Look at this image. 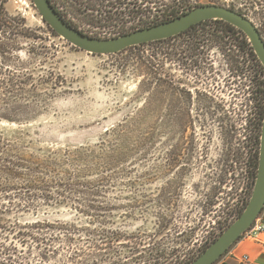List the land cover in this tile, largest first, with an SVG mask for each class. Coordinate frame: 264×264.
I'll list each match as a JSON object with an SVG mask.
<instances>
[{
  "label": "rangeland",
  "instance_id": "obj_1",
  "mask_svg": "<svg viewBox=\"0 0 264 264\" xmlns=\"http://www.w3.org/2000/svg\"><path fill=\"white\" fill-rule=\"evenodd\" d=\"M50 1L69 25L99 39L139 27H123L116 11L121 0H54L58 8ZM232 3L243 9L251 0H188L187 8ZM5 9L23 18L34 37L21 41L13 63L0 65V135L12 143L9 151L26 158L98 151L106 130L125 122L147 126L150 136L123 148L117 185L102 193L103 205L115 208L103 226L76 206L15 208L23 203L0 195V245L9 248L0 252V264H76L72 250H87L92 240L80 233L69 242L63 226L119 232L118 243L102 251L106 262L187 264L198 258L242 214L257 176L264 103L256 92L264 75L242 37L208 22L173 42L93 55L46 32L31 0H5ZM246 18L264 40V4ZM137 55L154 56L151 70L143 71ZM205 55L219 65V88L196 68ZM5 71L31 76L33 91L10 100ZM147 105L150 114L137 119ZM7 115L15 121L3 119ZM93 258L77 261L93 264Z\"/></svg>",
  "mask_w": 264,
  "mask_h": 264
},
{
  "label": "trees",
  "instance_id": "obj_2",
  "mask_svg": "<svg viewBox=\"0 0 264 264\" xmlns=\"http://www.w3.org/2000/svg\"><path fill=\"white\" fill-rule=\"evenodd\" d=\"M187 4L188 0H165V2L162 0H121L116 11L123 27L133 22L139 25L136 28L137 30L170 21L187 13L191 10L187 8ZM263 4L264 0H251V5L245 6L246 8L236 9V5L233 3L229 8L246 17V12L253 10L255 6H262ZM157 12H161L160 19L155 14ZM208 22L220 23L227 32L232 31L239 34L242 37L244 47H248L249 53L256 59L260 71L264 75V68L254 54L244 33L224 21L208 20L201 22L175 36V38L188 35ZM43 23L46 25V32L51 36L57 37L55 32L45 22ZM75 29L77 30V28ZM78 31L86 36L98 38L84 33L82 30ZM133 31L135 30L127 33ZM32 35L30 29L26 26V21L19 16L8 14L5 9V0H0V65L6 67L13 63V59L16 58L15 54L20 50L21 41L34 39ZM169 39L139 46L164 43ZM136 47L127 48L122 52ZM153 58V55L136 56L143 71L147 72L153 67ZM3 75L6 77V81L3 82L5 86L3 90L10 100H19L22 95H27L33 91L28 89V86H33L31 84V76L23 78L12 71H5ZM256 93L260 95L264 103V86H259ZM149 109L148 105L140 109L136 118L139 120L146 118L150 114ZM261 117V121H263L264 112H262ZM3 119L9 122L15 121V118L10 115L4 116ZM149 136L150 131L147 126L139 127L125 122L106 130V139L100 142L98 151H93L90 148H79L72 151L66 150L62 155L50 153L46 158H38L32 155L26 158L20 154L17 155L18 153L13 154L14 152L9 151L12 148V143L4 140L0 135V195H7L3 197L10 202L18 201L23 203V205L20 203V206H14L15 208L23 207L29 209L30 207H37V205L76 206L74 208L82 209V213L85 215L91 212L93 221L99 226H103L107 223L108 217L111 216L110 214L107 215L106 212L110 211L111 213L115 208H113L114 206L105 207L103 205L102 193L105 192V187H116L117 185L115 183L117 175L115 171L118 168L119 159L126 151V149L122 151L123 148H127L129 144L133 145L140 140L147 139ZM130 152L132 153V150H129ZM257 166L258 162L256 163V170ZM3 197L0 196V200ZM2 216L3 212L0 210V222L2 221ZM69 228L65 229L63 226L60 229V233L69 242L73 240L75 235L80 233L92 240V244L89 245L90 248H87V250L76 248L72 250L70 259L74 260V263L80 264L81 262L77 261V259L85 256L94 257L93 260L95 261H92L93 264H98L96 262L97 258H100L101 264H121L119 260L106 262L103 260L105 254H102L103 250H111L112 245L118 243L121 237L119 232L101 228L94 230H80L75 229L73 226ZM2 250L8 251L9 248L0 245V252ZM193 261L190 260L187 264ZM85 262L87 261H84L83 264Z\"/></svg>",
  "mask_w": 264,
  "mask_h": 264
},
{
  "label": "water",
  "instance_id": "obj_3",
  "mask_svg": "<svg viewBox=\"0 0 264 264\" xmlns=\"http://www.w3.org/2000/svg\"><path fill=\"white\" fill-rule=\"evenodd\" d=\"M43 22L70 45L93 55H113L127 48L166 40L208 20H221L244 33L264 68V40L255 25L244 15L216 4L197 6L170 21L111 39L92 38L69 25L49 0H31ZM264 205V118L262 121L257 176L251 198L239 216L198 258L190 264H214L250 228Z\"/></svg>",
  "mask_w": 264,
  "mask_h": 264
},
{
  "label": "built area",
  "instance_id": "obj_4",
  "mask_svg": "<svg viewBox=\"0 0 264 264\" xmlns=\"http://www.w3.org/2000/svg\"><path fill=\"white\" fill-rule=\"evenodd\" d=\"M241 238L260 244L264 250V205L250 228L241 235ZM229 261H239L241 264H250L247 256L239 258L230 251V249H228L214 264H228Z\"/></svg>",
  "mask_w": 264,
  "mask_h": 264
},
{
  "label": "crops",
  "instance_id": "obj_5",
  "mask_svg": "<svg viewBox=\"0 0 264 264\" xmlns=\"http://www.w3.org/2000/svg\"><path fill=\"white\" fill-rule=\"evenodd\" d=\"M237 257L247 256L250 264H264V250L254 241L239 238L230 248ZM228 264H241L239 261H229Z\"/></svg>",
  "mask_w": 264,
  "mask_h": 264
},
{
  "label": "flooded vegetation",
  "instance_id": "obj_6",
  "mask_svg": "<svg viewBox=\"0 0 264 264\" xmlns=\"http://www.w3.org/2000/svg\"><path fill=\"white\" fill-rule=\"evenodd\" d=\"M50 2H52V1H50ZM53 4L55 5V7H57V5H58V3H54V0H53ZM174 39H175V37H171L169 40H171V42H173ZM171 49H172V46L170 45L169 46V56L171 55V52H170ZM201 54H203V52H201ZM224 61H225V66L227 68L228 74L234 72V65H233V62H232V57L228 55V56H226V59ZM201 64L203 65L201 68L199 66H196V68H199V70L203 69L206 72V75H208V76H213L211 78V80H213V82L215 83V86L217 88H219V83L217 81H215V80H219L220 79L219 65H217V63H215V62H212L211 59L206 58V55H205L204 58L203 57L201 58ZM227 89H228V86H227ZM216 92H218V90ZM212 109H214L216 111L218 110V108H215V107H213Z\"/></svg>",
  "mask_w": 264,
  "mask_h": 264
}]
</instances>
